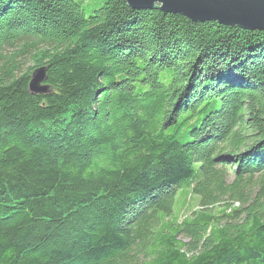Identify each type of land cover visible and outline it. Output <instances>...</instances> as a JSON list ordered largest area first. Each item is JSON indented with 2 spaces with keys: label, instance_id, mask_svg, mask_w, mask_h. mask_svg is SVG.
Listing matches in <instances>:
<instances>
[{
  "label": "trees",
  "instance_id": "1",
  "mask_svg": "<svg viewBox=\"0 0 264 264\" xmlns=\"http://www.w3.org/2000/svg\"><path fill=\"white\" fill-rule=\"evenodd\" d=\"M0 264H264V33L0 0Z\"/></svg>",
  "mask_w": 264,
  "mask_h": 264
},
{
  "label": "water",
  "instance_id": "2",
  "mask_svg": "<svg viewBox=\"0 0 264 264\" xmlns=\"http://www.w3.org/2000/svg\"><path fill=\"white\" fill-rule=\"evenodd\" d=\"M132 10H154L177 15L193 24L213 22L264 33V0H122ZM45 68L35 69L28 84L30 94H46Z\"/></svg>",
  "mask_w": 264,
  "mask_h": 264
},
{
  "label": "rangeland",
  "instance_id": "3",
  "mask_svg": "<svg viewBox=\"0 0 264 264\" xmlns=\"http://www.w3.org/2000/svg\"><path fill=\"white\" fill-rule=\"evenodd\" d=\"M184 212H185V211H184ZM177 214H178V213L176 212V215H177ZM182 214H183V212H181L180 214H178L179 219H180V218H181V219L183 218V217H182Z\"/></svg>",
  "mask_w": 264,
  "mask_h": 264
}]
</instances>
